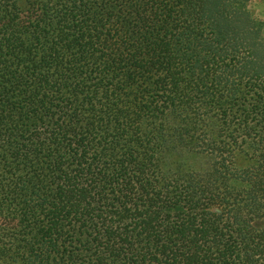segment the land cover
Returning <instances> with one entry per match:
<instances>
[{
    "label": "trees",
    "instance_id": "trees-1",
    "mask_svg": "<svg viewBox=\"0 0 264 264\" xmlns=\"http://www.w3.org/2000/svg\"><path fill=\"white\" fill-rule=\"evenodd\" d=\"M252 0H0V264H264Z\"/></svg>",
    "mask_w": 264,
    "mask_h": 264
},
{
    "label": "rangeland",
    "instance_id": "rangeland-1",
    "mask_svg": "<svg viewBox=\"0 0 264 264\" xmlns=\"http://www.w3.org/2000/svg\"><path fill=\"white\" fill-rule=\"evenodd\" d=\"M251 8L254 10L256 17L263 21L262 35L264 36V0H252Z\"/></svg>",
    "mask_w": 264,
    "mask_h": 264
}]
</instances>
